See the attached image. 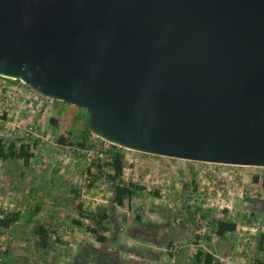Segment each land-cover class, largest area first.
Instances as JSON below:
<instances>
[{"label": "water", "instance_id": "water-1", "mask_svg": "<svg viewBox=\"0 0 264 264\" xmlns=\"http://www.w3.org/2000/svg\"><path fill=\"white\" fill-rule=\"evenodd\" d=\"M0 77L112 146L264 168V0H0Z\"/></svg>", "mask_w": 264, "mask_h": 264}, {"label": "rangeland", "instance_id": "rangeland-1", "mask_svg": "<svg viewBox=\"0 0 264 264\" xmlns=\"http://www.w3.org/2000/svg\"><path fill=\"white\" fill-rule=\"evenodd\" d=\"M3 81L0 219L16 213L17 221L0 227V264H264V168L119 148L124 168L112 181V149L88 132L87 111L39 96L23 103L12 92L26 86ZM21 141L32 156L5 158ZM117 185L134 187L121 206L112 201ZM97 207L108 215L103 244L87 231ZM220 221L234 231L216 237ZM12 243L21 257L11 256Z\"/></svg>", "mask_w": 264, "mask_h": 264}, {"label": "trees", "instance_id": "trees-1", "mask_svg": "<svg viewBox=\"0 0 264 264\" xmlns=\"http://www.w3.org/2000/svg\"><path fill=\"white\" fill-rule=\"evenodd\" d=\"M29 143H26L24 141L20 142V145L17 149V151L14 150V143L10 142L7 147V152L5 155V158H16V159H22V158H29L31 157L32 153L28 151ZM112 151L109 155V162L108 166L111 169V175H108V178L110 180H116L117 178L121 177L122 170L124 168V161H123V154L121 153V149L110 145ZM1 139H0V151H1ZM264 181V179H263ZM134 187L132 186H115L113 188V197L112 201L116 206H121L122 201L124 199H128L131 195V190ZM89 220L92 222V228L87 227V231L91 233V235L94 237V240L98 244H103L106 241V237L103 235V233L106 231L104 224L107 222V212L106 209L103 207H97L95 209V212L91 214L89 217ZM17 221V214L12 213L9 214L6 217H3L0 219V227L7 229L13 222ZM235 229V225L233 223L229 222H217L215 224V236L221 237L225 233L233 232ZM35 235L38 238L39 241H43L45 237V233L42 230L41 227L35 228Z\"/></svg>", "mask_w": 264, "mask_h": 264}, {"label": "built area", "instance_id": "built-area-1", "mask_svg": "<svg viewBox=\"0 0 264 264\" xmlns=\"http://www.w3.org/2000/svg\"><path fill=\"white\" fill-rule=\"evenodd\" d=\"M0 80H4L5 81V80H11V79H7V78L0 77ZM12 81H14V80H12ZM25 89H26V87H25ZM25 89H22V91H20L18 89L17 90V93L14 94L12 92V95H13V97H16V99H21L23 103H27V104H30L31 105V104H33L35 102L36 96H38V95H36L34 93H31L32 91H30V90H29V93L28 94H25ZM5 93H7L8 94L7 97H9V95H10L11 92L9 90H6ZM22 136H24V134ZM103 157H104L103 152L102 151H98L97 158H99L100 160H102ZM86 182H88V181H86ZM2 260H3V258L0 255V263L2 262Z\"/></svg>", "mask_w": 264, "mask_h": 264}, {"label": "crops", "instance_id": "crops-1", "mask_svg": "<svg viewBox=\"0 0 264 264\" xmlns=\"http://www.w3.org/2000/svg\"><path fill=\"white\" fill-rule=\"evenodd\" d=\"M8 248H9V252H10L11 256H13V257L20 256L21 257L20 253L17 250H15L16 245H14L13 243L9 244Z\"/></svg>", "mask_w": 264, "mask_h": 264}]
</instances>
